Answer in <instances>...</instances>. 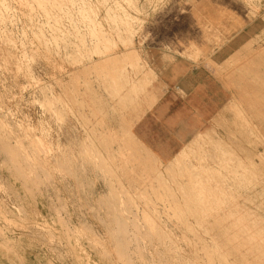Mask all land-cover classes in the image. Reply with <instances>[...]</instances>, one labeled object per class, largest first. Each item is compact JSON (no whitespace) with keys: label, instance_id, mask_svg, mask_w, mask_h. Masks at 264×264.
I'll list each match as a JSON object with an SVG mask.
<instances>
[{"label":"rangeland","instance_id":"1","mask_svg":"<svg viewBox=\"0 0 264 264\" xmlns=\"http://www.w3.org/2000/svg\"><path fill=\"white\" fill-rule=\"evenodd\" d=\"M258 51L264 0H0V264H264ZM164 52L228 95L176 147L145 144L161 126H139L163 94L150 61Z\"/></svg>","mask_w":264,"mask_h":264},{"label":"crops","instance_id":"2","mask_svg":"<svg viewBox=\"0 0 264 264\" xmlns=\"http://www.w3.org/2000/svg\"><path fill=\"white\" fill-rule=\"evenodd\" d=\"M182 58L164 52L150 61L158 78L156 84L162 87L163 94L139 124L141 131L147 124L161 126L155 135L141 132L147 145L180 146L194 137L197 129L227 102V91L211 70ZM154 137L173 141L159 143ZM175 151L173 148L171 153Z\"/></svg>","mask_w":264,"mask_h":264},{"label":"bare ground","instance_id":"3","mask_svg":"<svg viewBox=\"0 0 264 264\" xmlns=\"http://www.w3.org/2000/svg\"><path fill=\"white\" fill-rule=\"evenodd\" d=\"M260 50H263V49L260 48ZM258 52H261V51H258ZM262 52H263V51H262ZM262 52H261V54L264 53V52H263V53H262ZM129 53H130V52H129ZM129 53H128V54H129ZM133 53H135V52L133 51ZM128 54H127V55H128ZM257 54H258V53H257ZM257 54H256V55H257ZM130 55L132 56V54H130ZM135 55H136V54H135ZM253 55H255V54H253ZM131 56H128V57H131ZM133 56H134V55H133ZM133 56H132V57H133ZM262 56H264V55H262ZM134 57H135V56H134ZM252 57H253V56H252ZM254 57H255V56H254ZM256 57H257V56H256ZM258 57H259V56H258ZM246 58H247V57H246ZM263 58H264V57H263ZM249 59H251V57H250ZM259 59H260V58H259ZM251 60H252V59H251ZM263 60H264V59H263ZM246 61H247V59H246ZM258 61H259V60H258ZM261 62H262V60H261ZM241 63H243V61H241ZM241 63H240V64H241ZM244 63H245V61H244ZM251 63H252V62H251ZM240 64H239V65H240ZM252 64H254V63H252ZM260 64L262 65V63H260ZM263 64H264V63H263ZM239 65H237V68H238V69H240V68L238 67ZM242 65H243V64H242ZM242 65H240V66H242ZM255 65H257V63H256ZM243 66H244V65H243ZM253 66H254V65H253ZM249 67H250V66H249ZM247 68H248V67H247ZM248 69H249V68H248ZM248 69H247V70H248ZM252 70H253V69H252ZM250 71H251V69H250ZM226 73H227V72H226ZM256 73H257V72H256ZM236 74H237V73H236ZM256 75H257V74H256ZM258 75H259V74H258ZM249 81H251V80H249ZM245 82H246V81H245ZM140 84H141V83H140ZM143 84H144V83H143ZM144 85H145V84H144ZM245 85H246V84H245ZM146 87H147V86H146ZM234 87H235V85H234ZM133 88H134V90L136 89L135 86H134ZM245 88H246V87H245ZM246 89H247V88H246ZM249 89H250V88H249ZM134 90H132V91H134ZM136 90H137V89H136ZM140 90H141V89H140ZM144 90H145V89H144ZM259 90H260V89H259ZM132 91H131V92H132ZM135 92H136V91H135ZM252 92H253V91H252ZM138 93H139V92H138ZM138 93L136 92L135 94H138ZM250 93H251V91H250ZM132 94H134V92H133ZM149 94H150V93H149ZM254 95H256V93H254ZM134 96H135V95H134ZM137 96H138V95H137ZM256 96H257V95H256ZM135 97H136V96H135ZM135 97H134V100H133L134 102H135V100L137 101V99H135ZM148 97H149V96H148ZM154 97H156V96H154ZM254 97H255V96H254ZM123 98H124V97H123ZM128 98H129V97H128ZM247 98H249V96H248V97L246 96V99H247ZM126 99H127V98H126ZM129 99H130V98H129ZM129 99H128V100H129ZM153 99H156V98H153ZM153 99H150V100H153ZM249 99H250V98H249ZM250 100H251V99H250ZM124 101H125V100H124ZM130 101H131V100H130ZM155 101H157V99H156ZM247 101H248V100H247ZM241 102H242V101H241ZM256 102H257V101H256ZM125 103H126V102H125ZM150 103H151V102H150ZM150 103H149V105H150ZM260 103H261V102H260ZM260 103H258V104H260ZM263 103H264V102H262L261 105H262ZM132 104H133V103H132ZM152 105H153V104H152ZM132 106H134V105H132ZM249 106L251 107V105H249ZM150 107H151V106H150ZM263 107H264V106H263ZM251 108H252V107H251ZM254 108H255V106H254ZM255 109H256V108H255ZM261 109H262V107H261ZM242 110H243V109H242ZM262 110H264V109H262ZM240 112H241V111H240ZM243 112H244V111H243ZM257 112H258V111H257ZM263 113H264V112H263ZM242 114H243V113H242ZM259 115L261 116V114H259ZM259 115H257V116H259ZM242 117H243V116H242ZM242 117H241V118H242ZM245 117H246V115H245ZM245 117H244V119H245ZM137 118H138V117H137ZM246 118H247V117H246ZM238 119H239V118H238ZM240 121H241V120H240ZM247 121H248V120H247ZM249 121H250V120H249ZM251 121H252V120H251ZM237 122H238V121H237ZM242 122H243V120H242ZM244 122H245V121H244ZM245 123H246V122H245ZM243 124H244V123H243ZM243 124H242V125H243ZM249 124H251V123H249ZM249 124H248V125H249ZM244 126H246V125H244ZM251 126H252V125H251ZM240 127H242V126H240ZM253 127H255V126H253ZM253 127H252V128H253ZM256 127H257V126H256ZM245 129H246V128H245ZM249 129H251V128H249ZM254 129H256V128H254ZM230 132H231V131H230ZM250 132L252 133L251 130H250ZM244 133H245V132H244ZM251 133H250L249 135H251ZM258 133H259V132H257V134H258ZM211 134H212V133H211ZM252 134H253V133H252ZM206 136H207V135H206ZM209 136H210V135H209ZM209 136H208V137H209ZM246 136H247V135H246ZM210 137H211V136H210ZM231 137H232V136H231ZM131 138H132V137H131ZM200 138H201V137H200ZM206 138H207V137H206ZM132 140H133V139H132ZM203 140H204V139H203ZM132 142H133V141H132ZM137 142H138V141H137ZM213 142H214V141H213ZM217 142H218V141H217ZM217 142H216V143H217ZM204 143H205V141H204ZM204 143H202V141H201V145L204 144ZM214 143H215V142H214ZM131 144H132V143H131ZM218 144H219V143H218ZM223 144H224V143H223ZM194 145H195V143H194ZM194 145H192V147H193ZM196 145H198V143H196ZM214 145H215V144H214ZM204 146H205V145H204ZM194 147H195V146H194ZM201 147H202V146H201ZM201 147H200V148H201ZM131 148H133V147H131ZM203 148H204V147H203ZM198 149H199V148H198ZM198 149L195 150V152L199 151ZM204 149H205V148H204ZM225 149H226V148H225ZM201 150H202V149H201ZM205 150H207V149H205ZM239 150H240V148H239ZM231 151H232V150H231ZM241 151H242V150H241ZM244 151H245V150H244ZM205 152H206V151H205ZM221 152H222V151H221ZM249 152H250V151H249ZM136 153H137V151H136ZM198 153H199V152H198ZM198 153H197V154H198ZM229 153H231V152H229ZM232 153H233V155L235 154L234 152H232ZM239 153H240V152H239ZM247 153H248V152H247ZM137 154H138V153H137ZM137 154H136V156H138ZM199 154H200V153H199ZM204 154H208V157H209V153H204ZM216 154H217V153H216ZM251 154H252V153H251ZM133 155H135V154H133ZM200 155H201V154H200ZM200 155H199V156H200ZM219 155H220V154H219ZM222 155H223V154H222ZM193 156H194V155H193ZM199 156L197 155L196 157H199ZM201 156H202V155H201ZM201 156H200L199 158H200V159H203L204 157L202 158ZM211 156H212V155H211ZM216 156H217V155H216ZM256 156H257L256 158H257V160L259 161V163H257V162L255 161V158H253L252 161H251L252 164H249V165H250V167L253 165V166H255L256 168L259 169L261 165L264 166V159H263V156H262L261 154H257ZM140 157H141V156H140ZM176 157L179 158L178 155H177ZM196 157H195V158H196ZM206 157H207V156H205L204 159H206ZM230 157H231V155H230ZM233 157H234V156H233ZM254 157H255V155H254ZM137 158H138V157H137ZM142 158H143V157H142ZM214 158H215V160L217 161L216 157H213V160H214ZM219 158H222V156L219 157ZM134 159H135V158H134ZM140 159H141V158H140ZM175 159H176V158H175ZM180 159H181V156H180ZM200 159H197L198 161H197L196 159H194V160L197 161L198 163H201V162H199ZM238 159H239V157H238ZM143 160H144V159H143ZM147 160H148V159H147ZM178 160H179V159H178ZM178 160H177V161H178ZM208 160H212L211 157H210V159H208ZM213 160H212V163H213ZM215 160H214V161H215ZM220 161H221V160H220ZM241 161H242V160H241ZM246 161H247V160H246ZM143 162H144V161H143ZM149 162H150V161H149ZM179 162H180V161H179ZM209 162H210V161H209ZM145 163H146V161H145ZM205 163H206V162H205ZM205 163H204V164H205ZM217 163H219V162L217 161ZM248 163H249V162H248ZM146 164H148V163H146ZM150 164H151V163H150ZM170 164H171V163H170ZM214 164H215V162H214ZM141 165H142V163H141ZM168 165H169V164H168ZM221 165H222V164H221ZM223 165H224V164H223ZM240 165H242V163H241ZM144 166H145V165H144ZM149 166H150V165H149ZM177 166H179V165H177ZM217 166H218V165H217ZM245 166H246V165H244V168H245ZM253 166H252V167H253ZM142 167H143V166H142ZM181 167H182V166H181ZM183 167H184V166H183ZM186 167H187V166H186ZM191 167H193V166H191ZM221 167H222V166H221ZM228 167H229V166H228ZM238 167H239V166H238ZM146 168H148L147 165H146ZM169 168H170V167H169ZM189 168H190V167H189ZM193 168H194V167H193ZM193 168H191V169H193ZM208 168H209V167H208ZM208 168H207V169H208ZM219 168H220V167H219ZM244 168L241 167L240 169L242 170V169H244ZM246 168H248V167L246 166ZM253 168H254V167H253ZM253 168H252V169H253ZM170 169H171V168H170ZM172 169H173V166H172ZM172 169H171V170H172ZM185 169L189 170L188 167L185 168ZM195 169H196V168H195ZM202 169H204V166H203ZM205 169H206V168H205ZM211 169H212V168H211ZM223 169H225V168H223ZM258 169H257V171H258ZM227 170H229V169H227ZM230 170H231V169H230ZM230 170H229V171H230ZM247 170H249V169H247ZM173 171H174V170H173ZM231 171H232V170H231ZM236 171H237V170H236ZM253 171H254V169H253ZM180 172H181V171H180ZM189 172H190V171H189ZM192 172H193V171H192ZM202 172H203V171H202ZM202 172H201V173H202ZM210 172H211V171H210ZM250 172H251V171H250ZM254 172H255V171H254ZM186 173H187V172H186ZM203 173H204V172H203ZM235 173H237V172H235ZM252 173H253V172H252ZM173 174H174V173H173ZM181 174H183V173H181ZM187 174H188V173H187ZM210 174H211V173H209L208 175L210 176ZM229 174L232 175V173H229ZM237 174H238V173H237ZM250 174H251V173H250ZM254 174H255V173H254ZM258 174H259V173H258ZM235 175H236V174H235ZM244 175H245V174H244ZM251 175H252V174H251ZM251 175H250V176H251ZM179 176H181V175H179ZM190 176H191V178H190ZM190 176H189V178H190L189 180L193 179V178H194L193 176H197V175H196V174H193V175H192V173H190ZM212 176H213V175H212ZM212 176H211V177H212ZM256 176H257V175H256ZM187 177H188V176H187ZM207 177H208V176H207ZM213 177H214V176H213ZM233 177H234V176H233ZM239 177H240V174H239ZM246 177H247V176H246ZM195 178H197V177H195ZM199 178H200V177H199ZM199 178H197V179H199ZM197 179H195V180H197ZM203 179H204V178H203ZM230 179H231V178H230ZM235 179H236V178H235ZM235 179H234V180H235ZM259 179H260V178H259ZM205 180H206V179H205ZM242 180H243V179H242ZM187 181H188V180H187ZM193 181H194V179H193ZM191 182H192V181H191ZM198 182H200V181H198ZM203 182H204V181H203ZM189 183H190V182H189ZM189 183H188V185H189ZM200 183H202V182H200ZM190 184H191V183H190ZM193 184H194V182H193ZM193 184H192V185H193ZM205 184H206V182H205ZM205 184H204V185H205ZM208 184H209V183H208ZM219 184H222V185H220V187L217 185V187L220 188V190H221V187H223L224 185H223V183H220V182H219ZM253 184H254V183H253ZM192 185H191V186H192ZM245 185H246V183H245ZM189 186H190V185H189ZM207 187H208V186H207ZM207 187H206V189H207ZM209 187H210V186H209ZM209 187H208V189H209ZM214 187H215V186H214ZM217 187H216V188H217ZM233 187H234V186H233ZM201 188H203V185H202ZM204 188H205V187H204ZM245 188H246V187H245ZM245 188H244V189H245ZM206 189H202V191H204V190H206ZM208 189H207V191H208ZM246 189H247V188H246ZM187 190L190 191V190H192V188H191V189H187ZM216 190H217V189H216ZM200 191H201V190H200ZM200 191H199V193H200ZM209 191H210V189H209ZM209 191H208V192H209ZM212 191H213V190H212ZM218 191H219V190H218ZM218 191H217V192H218ZM236 191H237V190H236ZM191 192H192V191H191ZM191 192H190V195H187V196H190V197H189L190 199L192 198V197H191V196H192L191 194H193V193H191ZM193 192H195V191H193ZM204 192H205V191H204ZM204 192H203V194H204ZM217 192H216V193H217ZM205 193L207 194V192H205ZM219 193H220V191H219ZM188 194H189V193H188ZM203 194H202V195H203ZM217 194H218V193H217ZM217 194H216V196H217ZM193 195H194V194H193ZM210 195H212V193H211ZM210 195H209V196H210ZM199 196H201V195H199ZM204 196H205V195H204ZM213 196H215V194H214ZM194 197H195V195H194ZM117 198H118V197H117ZM117 198H116V199H117ZM197 198H198V197H197ZM197 198H193V199H197ZM202 198H203V197H202ZM204 198H206V197H204ZM207 198H209V197H207ZM207 198L205 199V202H206ZM114 199H115V197H114ZM116 199H115V200H116ZM186 199H187V198H186ZM198 199L201 200L200 198H198ZM198 199H197V200H198ZM197 200H196V201H197ZM186 201H187V200H186ZM209 201H210V200H209ZM187 202H188V201H187ZM203 202H204V201H203ZM232 202H233V201H232ZM191 203H192V202H191ZM191 203H190V204H191ZM198 203H199V202H198ZM208 203H209V202H208ZM187 205H188V204H187ZM223 205H224V204H223ZM219 206H220V205H219ZM219 206H218V207H219ZM194 207H195V206H194ZM209 207H210V206H209ZM209 207H208V208H209ZM214 207H215V206H214ZM205 208H206V207L202 208V210L204 209L205 211H207L208 208H207V209H205ZM212 208H213V207H212ZM236 208H237V207H236ZM193 209H194V208H193ZM195 209L200 210L201 208L195 207ZM198 210H197V211H198ZM202 210H201V211H202ZM209 210L211 211L212 209H209ZM209 210H208V211H209ZM195 211H196V210H194V212H195ZM215 211H217V210H215ZM198 212H199V211H198ZM202 212H203V211H202ZM212 212H213V211H212ZM220 212H221V211H220ZM196 213H197V212H196ZM205 213H207V212H205ZM210 213H211V212H210ZM215 213H216V212H215ZM199 214H200V213H199ZM203 214H204V213H203ZM208 214H209V213H208ZM208 214H207V215H208ZM216 214H217V213H216ZM196 215L198 216V214H196ZM196 215H195V217H196ZM203 216H204V215H203ZM199 217H200V216H199ZM220 217H221V216H220ZM220 217H219V218H220ZM196 218H197V217H196ZM202 218H203V217H202ZM202 218H201V219H202ZM199 219H200V218H198V220H199ZM115 220H116V219H115ZM202 220H203V221H206V219H202ZM200 221H201V220H200ZM203 221H202V222H203ZM184 222H185V221H184ZM234 223H235V222H234ZM201 224H202V223H201ZM122 225H124V224H122ZM208 225H209V224H208ZM210 225H212V224H210ZM202 226H203V225H202ZM242 229H243V228H242ZM244 230H246V229H244ZM238 231H239V233H241L240 230H238ZM249 231H250V230H249ZM249 231H248V233H249ZM243 234H244V233H243ZM236 235H237V233H235L234 236H236ZM239 235H240V234H239ZM252 235H254V234L252 233ZM244 236H245V235H244ZM246 236H247V235H246ZM254 236H255V235H254ZM254 236H253V237H254ZM238 237H239V236H238ZM238 237H237V238H238ZM240 237H241V236H240ZM242 237H243V236H242ZM250 237H251V236H250ZM232 238H233V237H232ZM213 239H214V238H213ZM233 239H234V238H233ZM247 239H248V238H247ZM249 239H250V238H249ZM249 239H248V240H249ZM229 240H230V239H229ZM235 240H237V239H234L233 242H235ZM250 240H251V239H250ZM225 241H226V240H225ZM227 241H228V240H227ZM253 241H254V240H253ZM230 242H231V240H230ZM243 242H244V241H243ZM243 242H242V244H243ZM246 242H247V241H246ZM2 243H3V242H2ZM9 243H10V242H9ZM252 243H253V242H252ZM223 244H224V242H223ZM227 244H228V243H227ZM248 244H250V243H248ZM218 245H219V244H218ZM224 246H225V244H224ZM235 246H236V245H235ZM238 246H239V245H237L236 247H238ZM243 246H244V245H243ZM211 247H213V246H211ZM236 247H235V248L232 247V250H233L232 254H233V253L235 254L236 251H240V250H238V248H236ZM250 247H251V246H250ZM253 247H254V245H253ZM255 247H256V246H255ZM206 248H207V247H206ZM251 248H252V247H251ZM251 248L247 249V251L250 250ZM211 249H212V248H211ZM224 249H225V248H224ZM226 249H227V248H226ZM226 249H225V250H226ZM234 249H235V251H234ZM236 249H237V250H236ZM243 249H244V248H243ZM253 249H254V248H253ZM230 250H231V249H230ZM255 250H256V249H255ZM216 251H217V250H215V252H216ZM251 251H253V250H251ZM208 252H209V251H208ZM217 252H218V251H217ZM227 252H228V253H227L228 255H232V254H229V251H228V250H227ZM230 253H231V251H230ZM247 253H248V252H247ZM249 253H250V252H249ZM251 253H252V252H251ZM209 254H210V253H209ZM218 254H219V252H218ZM223 254H224V253H223ZM223 254H220V255H218V256H222ZM227 254H225V255H227ZM236 254H237V252H236ZM236 254H235V255H236ZM254 254H256V252H255ZM212 255H213V254H212ZM241 255H242V253H241ZM243 256H244V255H243ZM243 256L241 257V256L239 255V257H241V259L246 260V256H245V257H243ZM223 257H224V255H223ZM229 257H230V256H229ZM237 257H238V255H237ZM221 258H222V257H221ZM221 258H219V259H221ZM226 258H227V257H226ZM211 259H213V258H211ZM235 259H236V258H235ZM237 259L239 260V258H237ZM241 259H240V260H241ZM222 260H223V259H222ZM225 260H226V259H225ZM254 260H255V259H254ZM203 262H204V261H203ZM206 262H207V261H206ZM212 262H213V261H212ZM212 262H211V263H212ZM214 262H215V261H214ZM220 262H221V261H220ZM220 262H219V263H220ZM246 262H247V261H246ZM243 263H244V261H243ZM222 264H223V263H222Z\"/></svg>","mask_w":264,"mask_h":264}]
</instances>
